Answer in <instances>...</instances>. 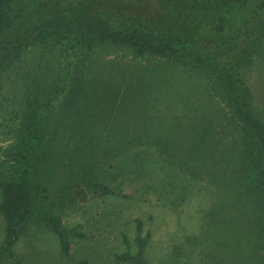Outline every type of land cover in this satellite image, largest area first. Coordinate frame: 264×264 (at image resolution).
<instances>
[{
    "label": "rangeland",
    "instance_id": "374dc122",
    "mask_svg": "<svg viewBox=\"0 0 264 264\" xmlns=\"http://www.w3.org/2000/svg\"><path fill=\"white\" fill-rule=\"evenodd\" d=\"M45 48H29L22 57L24 65L14 63L0 77V163L10 167L18 166L12 160L15 155H24L15 154L20 148L15 140L27 110V87L33 84L35 88L44 78L51 81L65 62L66 52L55 51L51 45ZM86 53L91 55L85 63L90 69L84 70L93 82L102 79L98 85L105 86L108 81L113 86L118 81L119 90L109 104L97 109L101 111V121L82 126L86 117L78 113L69 119L70 127L90 126L94 130L130 126L137 132L145 127L148 135L158 140L135 144L109 164H92L98 175L88 170H83L86 175L71 178L40 175L32 185L33 215L12 254L0 259V264H128L118 261L115 254L136 252L137 219L143 221V235L151 234L146 247L151 264H264V228L254 220L239 218L235 211L230 213L234 219L225 216L220 207L214 206V202L224 200L220 181L235 175L239 168V152L232 149L229 158L214 160V137L207 134L211 138L200 150L205 154L196 158L190 155L193 142L177 140L180 133L188 134L184 131L197 124L210 131L219 124L233 122L228 96L219 92L225 85L217 75L208 67L141 55L128 47L106 43L83 42L74 62L80 64V55ZM259 54L264 56V41ZM244 71L254 108L264 120V57ZM106 93L96 95L97 105ZM88 101L82 110L92 107V99ZM9 152L13 158L7 156ZM61 152L53 146L45 155V167L50 172L67 171L59 167ZM38 155L35 162L44 156L42 147ZM67 180L70 185L62 189ZM97 181L111 191L94 187ZM77 183L85 198L77 195ZM1 199L0 190V202ZM49 210L61 218L69 231L71 250L67 255L48 228L45 215ZM4 233L5 219L0 212V242Z\"/></svg>",
    "mask_w": 264,
    "mask_h": 264
},
{
    "label": "trees",
    "instance_id": "16d2710c",
    "mask_svg": "<svg viewBox=\"0 0 264 264\" xmlns=\"http://www.w3.org/2000/svg\"><path fill=\"white\" fill-rule=\"evenodd\" d=\"M263 38L264 0H0V77L14 63L24 65L22 57L31 47L40 45L46 49L51 45L55 51L67 53L54 79H41L35 88L32 84L26 89L27 110L20 116L15 140L20 145L15 154L24 155L13 158L12 152L7 154L18 166L0 163V212L5 219L0 259L12 254L33 215L32 185L40 180V175L50 173L71 178L88 174L83 170L98 175L92 164H109L135 144L158 140L148 135L150 132L145 127L138 132L130 126L94 130L90 126L70 127L69 119L78 113L86 117L82 126L86 122L101 121V111L97 109L109 104L119 90L118 81L113 86H109L108 81L101 86L98 82L102 79L93 82L85 73L84 67L90 69L85 65L90 54L80 55V64L74 62L83 42L125 46L141 55H157L184 65L208 67L217 75L225 85L219 92L228 96L233 122L219 124L210 131L197 124L184 131L188 134L180 133L177 140L193 142L190 155L196 158L205 154L200 150L211 138L207 134L214 137V153H211L214 160L229 158L232 149L239 152V168L235 175L220 181L223 186L219 191L223 192L224 200L214 202V206L215 209L220 207L225 216L233 218L230 213L235 211L239 218L254 220L264 228V120L254 108L244 71L248 65L263 59L259 54ZM102 92L107 93L97 105L95 97ZM89 99H92V107L82 110L81 106ZM53 146L62 151L59 167L64 166L65 173H57L56 169L50 172L45 167V155ZM39 147L43 148L44 156L35 162ZM67 185L70 180L62 183V189ZM75 186L77 195L85 198L80 185ZM94 187L111 191L101 181L95 182ZM216 213L214 216L220 223ZM45 219L62 253L69 254V231L61 218L49 210ZM136 227V252L126 250L116 253L115 257L128 264H151L146 256L151 234L143 235L140 219ZM125 241L128 245L127 238Z\"/></svg>",
    "mask_w": 264,
    "mask_h": 264
}]
</instances>
